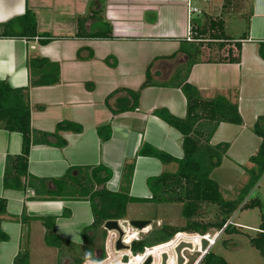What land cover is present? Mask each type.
I'll return each mask as SVG.
<instances>
[{"label":"crops","instance_id":"crops-1","mask_svg":"<svg viewBox=\"0 0 264 264\" xmlns=\"http://www.w3.org/2000/svg\"><path fill=\"white\" fill-rule=\"evenodd\" d=\"M189 3L192 0H0V23L21 16L30 9L36 14L38 31L58 37L46 44H41L38 38H0V80L7 81L14 88H29L34 130L54 132L56 125L65 120L83 128L81 133L60 132L67 141L64 147L33 143L28 176L24 178L26 183L31 176L47 179L44 188L50 190L55 188L53 180L62 178L72 167L104 166L111 172L105 186L109 191L117 192L125 163L135 160L130 196L141 201L129 203L128 208L131 204L150 202L147 180L168 171L164 165L173 164L176 170L177 161L184 156L182 134L156 116L154 111L166 108L178 117H185L186 96L178 86L151 85L142 90L135 110L113 112L125 107L129 97L125 91L110 95L119 89L138 90L150 63H153L151 73L158 83L167 82L185 63L186 56L179 52V48L180 42L187 37ZM238 5L242 8L237 16L227 18L225 24L227 34L236 38L235 41L246 35L245 39L240 38V61L214 58L209 62L204 59L195 64L188 75V82L196 86L203 97L213 98L219 94L238 102L243 118L241 125L221 123L211 139L213 145L229 143L221 166L212 173L227 200L235 199L239 188L247 182L245 168L251 166L249 158L256 154L261 143L252 126L259 116L264 115V58L259 49L264 42V0H241ZM223 6L224 2L221 13L223 9L229 11ZM245 6L247 10L244 12ZM91 11L97 12L96 17L86 21V29H96L99 24L97 17L100 16L111 24L114 38L75 36L78 17H85ZM230 14L227 12L221 18L225 20ZM195 15L202 19L212 14L202 10ZM230 50L233 57L238 55L233 42L221 53L227 56ZM174 53H177L174 58H161ZM29 56L45 57L58 63L59 83L31 86L27 67ZM101 126L109 127L111 135L108 140H102L98 131ZM22 142L21 133L0 128V198L6 201L7 209L0 215V228L8 236L7 240L0 242V264L15 263L23 235L26 241L29 238V242L41 241L43 246L46 245L43 219L54 218L55 233L76 245L83 243V231L94 221L88 198L38 197L30 186L25 190L4 187L6 158L21 154ZM144 145L161 150L175 160L162 163L152 156H138ZM262 181L251 191L248 199L253 198ZM146 186L149 193L142 195ZM259 191L258 194L263 195L261 188ZM158 205L160 213L172 215L171 208L163 207L167 204ZM240 211L244 210L237 211L230 219L237 224L234 226L253 232L260 230L237 223L235 217ZM24 214L28 217L25 224L22 222ZM129 219L145 218L133 216ZM166 221L164 216H157L151 225L159 226ZM223 234V231L213 233L218 240L209 248L210 251ZM46 246L44 248L49 247ZM204 255L199 256L198 263Z\"/></svg>","mask_w":264,"mask_h":264},{"label":"trees","instance_id":"trees-1","mask_svg":"<svg viewBox=\"0 0 264 264\" xmlns=\"http://www.w3.org/2000/svg\"><path fill=\"white\" fill-rule=\"evenodd\" d=\"M226 5L224 4L223 7ZM77 19V38L112 39L111 24L98 16L99 24L96 29H86V21L95 18L96 13ZM192 40L186 38L180 42L179 52L185 54V63L175 74L163 83L156 82L149 64L146 70V78L138 90L119 89L110 97L120 91L128 95V104L125 107L114 109L113 112L135 110L138 107L142 90L151 85L178 86L182 89L187 99V113L185 117H178L166 108H159L154 114L167 124L177 129L182 134V146L184 156L177 161V169L174 172L164 171L156 177L147 180L151 196L149 198L155 204H182V216L185 226L173 227L162 224L151 229L140 240L133 241L131 251L133 254L142 252L144 247L157 245L169 241L177 232L187 231L205 234L210 230L223 231L227 235L245 234L251 246L256 248L264 260V213L261 214V223L258 231L253 234L242 231L240 227L228 224L233 215L239 210L254 209L261 207L259 197L248 199L251 191L258 185L264 175V115L259 116L252 126V131L261 138V143L255 155L249 158L250 167L245 170L248 175L247 182L240 188L235 199L227 200L222 194L220 185L211 175L220 167L223 158L229 149V143L223 142L217 145L211 143L218 126L223 122L241 125L243 118L239 112L238 102H234L222 95L213 98L203 97L201 91L188 82L191 68L204 60V49L217 48L221 52L228 44L233 42L238 55L233 57L232 50L225 58L216 60L240 61V38L227 34L225 20L221 17L213 18L205 15L202 19L192 20ZM0 38H23L33 40L38 38L41 44H46L58 39L50 34L40 33L37 26V17L34 11L28 9L18 17L0 23ZM260 55L264 58V42L260 44ZM177 53L167 57L174 58ZM212 62L214 58H208ZM27 67L30 73L31 86L55 85L60 81V66L48 58L29 56ZM0 128L8 131L19 132L22 135V152L19 155H8L5 163L3 184L6 189L25 190L27 186L34 189L36 196L88 198L91 201L94 221L92 225L83 231V243L76 245L55 233V219H43L46 226L44 242L47 246L60 252L69 253L73 256V264H84L87 260H102L105 257V247L101 246L98 254L94 242L97 234L102 239L107 237L104 224L107 220L127 219V209L131 202L141 200L130 196L131 182L135 169V160L125 163L121 186L119 191H109L105 184L111 177V172L104 166L97 167H72L60 179H54L55 188H44L47 179L28 176L29 153L33 143L54 144L59 147L67 145L60 132L72 131L81 133V125L73 121H61L56 125L54 132H42L32 128L31 105L29 102V88H14L7 81L0 80ZM98 131L102 140L110 138V130L107 126H101ZM138 156H152L162 163L174 161L175 158L152 146L144 145L138 151ZM6 201L0 198V215L5 214ZM206 211V212H204ZM210 212V213H209ZM209 213V214H208ZM68 215V212H65ZM28 221L26 214L22 217L25 224ZM8 239L0 228V242ZM129 239H131L129 237ZM226 242V241H225ZM224 244L226 245L227 243ZM24 235L22 237L21 250L14 264H28V256L24 248ZM235 244L233 248H237ZM86 253H91L86 257ZM199 264H230L224 257L207 252Z\"/></svg>","mask_w":264,"mask_h":264},{"label":"rangeland","instance_id":"rangeland-1","mask_svg":"<svg viewBox=\"0 0 264 264\" xmlns=\"http://www.w3.org/2000/svg\"><path fill=\"white\" fill-rule=\"evenodd\" d=\"M240 1L241 0H232V1H230V0H209L208 2H205L203 0H192V5L194 7L195 6L199 7V9L201 11L203 10V11L211 13L212 15H210V17H213V18L224 17L227 12H230L232 14H230V16L227 15L226 19H225V22H227V18H229V17L232 18L233 16L236 17L237 16L236 13L238 11H240V8H242V6L238 5ZM223 2L226 5L224 8H228L229 11H226L223 9L224 13L223 12L221 13V8L223 5ZM245 8L246 9H243L244 12L247 10L246 6H245ZM195 14L193 15V18H197L198 15H195ZM209 50L210 49H207V47H206V49H204L205 54L203 55V58L205 60L210 58V57L215 58V59L225 58L224 56H222L223 54L221 52L216 51V50H218L217 48H213L212 51H209ZM208 51H209V53H208ZM164 167L168 171H174L176 166L173 164H170V165H164ZM152 175H154V174H152ZM211 177H212V175H211ZM263 177H264V175L260 179L261 181H262ZM261 183L262 184L259 187V189L261 188L263 195L258 194V192H260V191H259V189H257V191H255V193H253L252 197L253 198L259 197L261 199L262 206L260 208L256 207L254 209H247V210L240 211L239 213H237V215L235 217V221L237 223H239L241 225L246 224L249 226L259 228L260 223H261V219H262L261 214L264 213V179ZM240 188H239V190H240ZM226 192L227 193H225V191H224L225 194H229L230 196H232L230 192H228V191H226ZM148 193H149L148 187L145 190V192L144 191L141 192L142 195H145ZM225 196H227V195H225ZM227 198H230V197H227ZM159 207L160 206L158 204H155L152 201H150V202L145 201V202H141V203L131 204L128 208V217L125 220H130L129 218H132L133 216L134 217L137 216V217L145 218V220H151V221L153 220V222H155V220L157 219V216L162 215L167 219L166 224H168V225H171L173 227L185 226L186 222L182 216L181 204H171V205L167 204L166 206H163V207L171 208L173 210L172 215H168V216L164 215V213H160ZM204 212H206V211H204ZM169 217L171 219H168ZM123 224L127 225V223H124V222H123ZM162 224H165V222H162ZM159 226H157L156 224L153 223V225H151V228L155 229ZM242 230L245 232H248L250 234L254 233L252 230L243 229V228H242ZM109 232L110 231L107 232V237L105 240L102 239V236L100 233L96 235L94 245H95V248H96L99 255H100V251H101V249H100L101 246L104 245V247L106 248V241H107ZM209 232L211 234L218 233V231H215V230H210ZM219 232H221V231H219ZM141 235L143 237H145L147 235V233H145V234L143 233ZM25 242L26 243H25L23 249L27 253L28 264H73L74 263V259H73L72 255H70L69 253L60 252L55 248H49L46 245H44V246H46L47 248H44L41 241L40 242H29V238H28L27 241L25 239ZM224 242L227 244L225 245ZM235 244H238L237 248H233V246ZM209 248L210 247H208L206 250H202V246H200L199 244H196V243L193 244L190 249L189 248H183L181 253L185 259L184 264H199L197 262L199 256L202 253L206 254L207 252H209L210 251ZM191 249H194V250H191ZM197 250L199 252H197ZM194 251H196V252H194ZM212 251L214 253L220 255V256H223L230 264H264V260L261 256V254L259 253V251L256 248L251 246V244L249 243L248 238L246 237L245 234H238V235L237 234L236 235L223 234V236H221V238L219 239L218 244L215 247H213ZM105 258H106V254H105V257L103 259H105ZM87 261H89V260H87Z\"/></svg>","mask_w":264,"mask_h":264},{"label":"built area","instance_id":"built-area-1","mask_svg":"<svg viewBox=\"0 0 264 264\" xmlns=\"http://www.w3.org/2000/svg\"><path fill=\"white\" fill-rule=\"evenodd\" d=\"M206 1V0H205ZM197 13H201V11L189 3V27L187 32L186 39L188 41L192 40V20L193 15ZM127 223V225H124ZM228 224L237 225L236 223L229 221ZM119 225L124 232L123 235V243L125 245H129V250H117L116 249V242L119 238V232L116 230L110 231L107 241H106V248L105 254L106 258L101 260L103 264H145V262L151 258L152 261L150 264H163V256L166 254V264H178V255L176 249L182 243H190L202 245V241L205 239L209 242V247H212L216 244L218 240V236L207 232L205 234L201 233H192L181 231L177 232L169 241L160 243L157 245L146 246L144 247L142 252L137 254H133L131 251V244L133 241H137L143 239L144 237L141 234L148 233L152 228L148 226L144 229H137L130 225L129 220H119ZM130 231V232H129ZM130 233V234H129ZM129 237L131 239H129ZM84 264H90V260L85 262Z\"/></svg>","mask_w":264,"mask_h":264},{"label":"water","instance_id":"water-1","mask_svg":"<svg viewBox=\"0 0 264 264\" xmlns=\"http://www.w3.org/2000/svg\"><path fill=\"white\" fill-rule=\"evenodd\" d=\"M129 223L130 225H132L133 227L141 230V229H144L148 226H151L152 224V221L151 220H145V219H132V220H129ZM104 228L107 230V231H113V230H116L119 232V238L116 242V249L117 250H129L130 246L129 245H125L123 243V235H124V232L123 230L121 229L120 225H119V220H116V219H110V220H107L104 224ZM202 250H206L208 247H209V242L207 240H203L202 241ZM192 245L190 243H182L181 245H179V247L176 249L177 251V255H178V264H184L185 263V259L184 257L182 256V249L183 248H191ZM166 259H167V255L165 254L163 256V264H166ZM152 261L151 258H149L145 264H150Z\"/></svg>","mask_w":264,"mask_h":264},{"label":"clouds","instance_id":"clouds-1","mask_svg":"<svg viewBox=\"0 0 264 264\" xmlns=\"http://www.w3.org/2000/svg\"><path fill=\"white\" fill-rule=\"evenodd\" d=\"M0 22H2V20H0ZM85 255H86V257H90L91 253H86ZM90 264H103V261H101V260H90Z\"/></svg>","mask_w":264,"mask_h":264},{"label":"bare ground","instance_id":"bare-ground-1","mask_svg":"<svg viewBox=\"0 0 264 264\" xmlns=\"http://www.w3.org/2000/svg\"><path fill=\"white\" fill-rule=\"evenodd\" d=\"M192 250V249H191Z\"/></svg>","mask_w":264,"mask_h":264}]
</instances>
